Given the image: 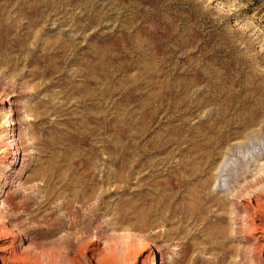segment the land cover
I'll use <instances>...</instances> for the list:
<instances>
[{
	"label": "rangeland",
	"instance_id": "374dc122",
	"mask_svg": "<svg viewBox=\"0 0 264 264\" xmlns=\"http://www.w3.org/2000/svg\"><path fill=\"white\" fill-rule=\"evenodd\" d=\"M262 178L264 0H0V260L264 264Z\"/></svg>",
	"mask_w": 264,
	"mask_h": 264
},
{
	"label": "bare ground",
	"instance_id": "6f19581e",
	"mask_svg": "<svg viewBox=\"0 0 264 264\" xmlns=\"http://www.w3.org/2000/svg\"><path fill=\"white\" fill-rule=\"evenodd\" d=\"M21 153H23V151H21V148H19L17 153H16V156H21ZM220 167H222V166H220ZM222 177L223 176L220 175L219 178L221 179ZM263 184H264V178H262L261 180L257 181L255 184L250 185V187H248V186L245 187V190L242 192L243 194L245 192H249L250 189H252L253 192L252 193L250 192V193H248V195H245L243 200L241 201V208L243 209V211H246V212L249 213V211L252 208H254L255 210H257L256 214L259 215L258 209H259V207L262 204V201H263V197L262 196L264 195V193H263L264 185ZM249 218H250V222H251L252 227H254L255 233H258V230H261L260 234H258V236H256V241H259L260 239H264V223H263L262 227L259 228V227H257V225L255 223V220H254L252 215L250 217H247L245 215L243 219L245 221H248ZM3 220L5 221V223L8 222V221H6V219H3ZM108 221H109V219H108ZM108 221H107V225H108ZM111 221L112 220H110V222ZM105 224H106V222H105ZM2 225H4V224H0V242L3 241L4 239H6L7 237H9V229L8 228H3ZM104 227L105 226H104V223H103L101 226L98 227V229L100 231H106L107 229L104 228ZM96 240H98V239L96 238ZM147 241H149V240H146L145 242H147ZM149 245H146L145 248H151ZM259 248H262V247H259ZM263 248H264V246H263ZM0 261H1L2 264H10V262H11L10 258H3Z\"/></svg>",
	"mask_w": 264,
	"mask_h": 264
}]
</instances>
